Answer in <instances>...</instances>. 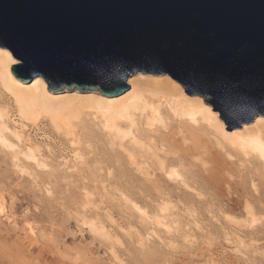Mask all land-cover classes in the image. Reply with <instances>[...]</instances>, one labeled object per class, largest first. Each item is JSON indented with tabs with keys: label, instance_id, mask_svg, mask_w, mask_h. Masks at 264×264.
<instances>
[{
	"label": "rangeland",
	"instance_id": "rangeland-1",
	"mask_svg": "<svg viewBox=\"0 0 264 264\" xmlns=\"http://www.w3.org/2000/svg\"><path fill=\"white\" fill-rule=\"evenodd\" d=\"M142 75L183 87L137 71L121 95ZM164 103V123L138 119L135 137L122 140L95 115L91 135L77 140L10 113L9 145L0 142V264H264V162L205 126L195 142ZM31 146L39 151L27 157Z\"/></svg>",
	"mask_w": 264,
	"mask_h": 264
},
{
	"label": "water",
	"instance_id": "water-1",
	"mask_svg": "<svg viewBox=\"0 0 264 264\" xmlns=\"http://www.w3.org/2000/svg\"><path fill=\"white\" fill-rule=\"evenodd\" d=\"M0 47L51 92L114 96L132 73H166L227 130L264 115V0H0Z\"/></svg>",
	"mask_w": 264,
	"mask_h": 264
},
{
	"label": "bare ground",
	"instance_id": "bare-ground-1",
	"mask_svg": "<svg viewBox=\"0 0 264 264\" xmlns=\"http://www.w3.org/2000/svg\"><path fill=\"white\" fill-rule=\"evenodd\" d=\"M21 61L9 49L0 48V142L4 146L9 145L7 119L11 117L10 113H14L22 123H41L47 120L56 131L74 139L80 131L91 135L88 122L95 115L104 132L122 140L134 136L138 119L146 120L149 126L164 123L162 105L165 102L169 106L167 110L180 120L181 126L187 128L185 130L195 142L198 143V129L205 126L219 134L223 146L227 145L246 157H256L264 162L263 115H259L253 125L246 124L243 129L227 130L219 118V111L213 110L211 103L204 102L201 96L186 94L183 87L168 76L161 78L142 75L130 79L132 90L122 95L105 96L94 90L82 92L76 89L52 93L42 76H36L27 84L14 76L12 65ZM17 132H14L16 136ZM77 140H74L75 143ZM31 147L24 153L25 156H36L39 150ZM161 165L163 169L164 164ZM168 174L171 177L180 175L176 168L170 169ZM0 212L5 213L4 206L0 207ZM34 230L31 227L32 233Z\"/></svg>",
	"mask_w": 264,
	"mask_h": 264
}]
</instances>
